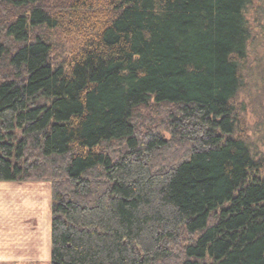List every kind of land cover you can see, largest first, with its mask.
Segmentation results:
<instances>
[{
    "label": "trees",
    "instance_id": "obj_1",
    "mask_svg": "<svg viewBox=\"0 0 264 264\" xmlns=\"http://www.w3.org/2000/svg\"><path fill=\"white\" fill-rule=\"evenodd\" d=\"M263 75L264 0H0V182L51 184L50 264H264Z\"/></svg>",
    "mask_w": 264,
    "mask_h": 264
},
{
    "label": "rangeland",
    "instance_id": "obj_2",
    "mask_svg": "<svg viewBox=\"0 0 264 264\" xmlns=\"http://www.w3.org/2000/svg\"><path fill=\"white\" fill-rule=\"evenodd\" d=\"M261 54L263 56V51L258 56ZM258 94L252 102L244 95L242 99L252 103L246 115L250 126L249 134L253 137V142L258 144L257 150L263 152L264 142H259V139L260 136L264 137V126L259 123L264 120L263 108L261 107L262 111L260 109L261 105L264 107V91L258 90ZM256 125L258 133L254 130ZM50 223L49 182H1L0 226H6L8 234L12 235L7 236L5 241L0 239V253L7 254L1 255L6 260L0 261V264H50Z\"/></svg>",
    "mask_w": 264,
    "mask_h": 264
},
{
    "label": "crops",
    "instance_id": "obj_3",
    "mask_svg": "<svg viewBox=\"0 0 264 264\" xmlns=\"http://www.w3.org/2000/svg\"><path fill=\"white\" fill-rule=\"evenodd\" d=\"M1 183V182H0ZM50 227H51V223H50ZM8 231H7V227L6 226H0V239H2V241H5L7 236H11L12 234H8ZM1 251V250H0ZM50 251V250H49ZM1 255H7V254H4V253H0V261H3V260H6L5 256L3 258V256ZM31 255V254H30ZM32 256V255H31ZM13 259H17V258H13Z\"/></svg>",
    "mask_w": 264,
    "mask_h": 264
}]
</instances>
